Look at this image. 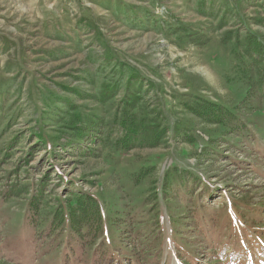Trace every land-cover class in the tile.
<instances>
[{
    "label": "rangeland",
    "instance_id": "1",
    "mask_svg": "<svg viewBox=\"0 0 264 264\" xmlns=\"http://www.w3.org/2000/svg\"><path fill=\"white\" fill-rule=\"evenodd\" d=\"M263 96L264 0H0V264H264Z\"/></svg>",
    "mask_w": 264,
    "mask_h": 264
},
{
    "label": "trees",
    "instance_id": "2",
    "mask_svg": "<svg viewBox=\"0 0 264 264\" xmlns=\"http://www.w3.org/2000/svg\"><path fill=\"white\" fill-rule=\"evenodd\" d=\"M248 55V54H247ZM264 98V96H263ZM212 115H217L216 113H218V117L224 119L223 121H226L228 123H232L235 121V117L232 116V114H230V112H224V111H218L216 112L215 110H211L209 112ZM214 121V118H213ZM235 128V127H234ZM240 131H238V136H247L248 134H244L245 130L244 129H239ZM230 131V130H229ZM250 137V135H248ZM128 145H130V140L127 142ZM155 145V144H154ZM125 146L123 145H119L115 148V150H118L119 148H124ZM194 205H198V203ZM36 203H31L29 204V208L28 211L29 213H31V216L27 219V227H32L35 226V224L37 225V220L39 218V215L37 213L36 210ZM201 206V205H199ZM68 213H63L62 215H60L58 217V226H60L61 229L64 228V226L67 224L68 228H69V232H67V238H66V243H68L67 245L65 244V246H67V251H65L64 253V258H63V262L64 264H69V260H70V256L74 257L75 256V251H77V246L81 247L86 246V244L90 243L87 240L89 239V235H94L97 236L99 235L98 231L100 230V221L97 220L96 217H94L95 213H97V211L95 210V207H93V204H87V203H83L82 205H77V207H75V209L71 210L69 212V210L67 211ZM229 218L231 219L232 217L229 215ZM234 218V217H233ZM240 218V217H239ZM235 219V218H234ZM236 221V219H235ZM66 223V224H64ZM35 228V227H32ZM36 230V228H35ZM39 233L42 238L45 240V236L47 235V233H50V228H48V226L37 232ZM244 235L239 233V236H237V238H241ZM28 237H32V235H28ZM30 239V241H35V240H39V239H35V237H32ZM75 239V240H73ZM69 245V246H68ZM71 245V246H70ZM75 245V246H72ZM100 246H102V244H99ZM29 247H34L35 249H37V246L30 244ZM42 247V246H41ZM41 247H39L38 249H40ZM76 247V248H74ZM134 247V246H133ZM243 245L241 244V251L243 250ZM79 250V249H78ZM95 251V248H93V250L91 251V253L89 255H92V253ZM19 253H26V252H22L19 250ZM102 253V252H101ZM107 259L108 258H103L101 259V264H107ZM112 259L113 257L111 256L109 258L110 264H112ZM180 259V258H179ZM180 261H182L180 259ZM193 262L191 263H196V260H192ZM252 258H251V254H249V258H247L245 260V263H252ZM19 264V263H18ZM73 264H77V261H74ZM185 264V263H183Z\"/></svg>",
    "mask_w": 264,
    "mask_h": 264
}]
</instances>
